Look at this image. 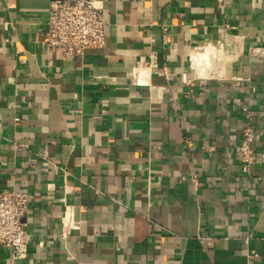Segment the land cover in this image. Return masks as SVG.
<instances>
[{
    "label": "crops",
    "instance_id": "1",
    "mask_svg": "<svg viewBox=\"0 0 264 264\" xmlns=\"http://www.w3.org/2000/svg\"><path fill=\"white\" fill-rule=\"evenodd\" d=\"M97 1L106 47L63 58L52 0H0V189L30 195L0 264H264V0Z\"/></svg>",
    "mask_w": 264,
    "mask_h": 264
},
{
    "label": "built area",
    "instance_id": "2",
    "mask_svg": "<svg viewBox=\"0 0 264 264\" xmlns=\"http://www.w3.org/2000/svg\"><path fill=\"white\" fill-rule=\"evenodd\" d=\"M106 18L101 2L97 0H52L47 15V46L50 54L63 58L83 56L89 50L106 47ZM252 56H264V48L251 50ZM152 65L155 62H151ZM256 136L251 128L237 147L244 171L255 163L253 147ZM30 205L27 190L17 188L0 189V248L11 250L14 261L27 258L30 242L24 219ZM64 232L75 227L74 214L69 210L62 218Z\"/></svg>",
    "mask_w": 264,
    "mask_h": 264
},
{
    "label": "bare ground",
    "instance_id": "3",
    "mask_svg": "<svg viewBox=\"0 0 264 264\" xmlns=\"http://www.w3.org/2000/svg\"><path fill=\"white\" fill-rule=\"evenodd\" d=\"M219 55L223 56V50L221 48L217 49L212 46L203 49H197L192 53V66L194 69H196L197 73L201 77H206L208 76V73L212 71L211 68L215 64V61L218 59Z\"/></svg>",
    "mask_w": 264,
    "mask_h": 264
},
{
    "label": "rangeland",
    "instance_id": "4",
    "mask_svg": "<svg viewBox=\"0 0 264 264\" xmlns=\"http://www.w3.org/2000/svg\"><path fill=\"white\" fill-rule=\"evenodd\" d=\"M216 48H217V47H216ZM217 49H219V48H217ZM223 55H224V54H223ZM223 58H224V56L219 55V56H218V59L215 61V64L213 65L214 68L212 67L211 70H214L216 66H219V65L221 66V64H222L223 61H224ZM195 70H196V69H195ZM210 72H211V71H210ZM210 72H209V73H210Z\"/></svg>",
    "mask_w": 264,
    "mask_h": 264
}]
</instances>
